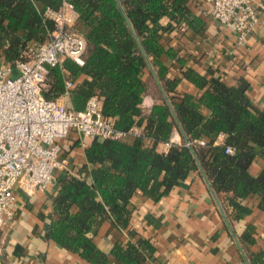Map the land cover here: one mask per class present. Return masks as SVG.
<instances>
[{
  "label": "trees",
  "instance_id": "16d2710c",
  "mask_svg": "<svg viewBox=\"0 0 264 264\" xmlns=\"http://www.w3.org/2000/svg\"><path fill=\"white\" fill-rule=\"evenodd\" d=\"M62 1L0 0V58H28L55 28L47 10L59 9ZM70 1L86 37L85 64L63 57V66L51 67L47 74L44 96L57 98L73 77L72 108L83 110L87 99L98 94L104 114L114 117L118 128L143 124L145 131L133 141L126 137L89 142L84 148L87 162L76 174L59 177L50 237L94 264H112L111 256L124 264H145L155 249L149 238L130 229L128 240L117 239L105 250L95 235L106 221L128 229L135 196L166 194L193 171L203 174L218 195L233 192L227 195L236 211L249 210L240 199L251 193L260 194L264 206V168L258 174L249 171L255 157L264 156V108L253 103L250 82L241 78L238 84L230 83L212 68L205 74L182 48L163 40L184 23L200 30L201 19L188 0ZM164 54L177 57L181 75H167ZM147 69L155 73L159 86L151 87L144 77ZM183 78L197 87L196 93L177 89ZM150 90L161 102L146 112L142 101ZM175 129L183 142L166 152L158 150ZM221 132L226 141L212 145ZM196 137L209 142L186 144L187 138ZM227 145L234 146L235 153L226 152Z\"/></svg>",
  "mask_w": 264,
  "mask_h": 264
},
{
  "label": "crops",
  "instance_id": "0c3cea01",
  "mask_svg": "<svg viewBox=\"0 0 264 264\" xmlns=\"http://www.w3.org/2000/svg\"><path fill=\"white\" fill-rule=\"evenodd\" d=\"M254 1L264 5V0ZM188 5L201 19L200 30L194 31L184 23L182 28L176 27L163 40L171 42L176 49L182 48L186 58L196 60V65L205 74L212 68L216 75L233 84L246 78L250 82L248 92L253 103L264 108V8L260 9L256 28L240 44L233 31L211 16L206 0H188ZM167 21V17L162 18L163 23ZM162 59L169 66L168 76L182 74L176 56L164 54ZM144 77L151 87L159 86L151 70L147 69ZM177 89L197 92V87L185 78ZM145 94L152 107L161 102V97L153 91ZM57 98L72 106L70 92L68 95L64 92ZM141 126L144 127L143 124ZM135 136L129 135L126 139L133 141ZM226 137L221 132L211 143L221 145ZM198 138L206 141L200 145L209 142L206 137ZM173 139L183 142L178 129L173 131L169 140L158 145V150L168 151L172 145L166 143ZM61 141L64 154L77 173L80 165L87 162L86 146L81 144L76 132H71ZM263 168L264 156L258 155L249 171L258 174ZM62 174L57 170L54 182L33 196L18 192L15 219L9 226L5 249L0 252V264H94L50 237L53 199ZM227 194L231 196L233 192L218 195L203 174L193 171L183 183L166 194L159 197L135 196L128 229L119 230L106 221L94 239L100 247L109 250L117 239L128 240L130 229L134 230L137 236L141 234L149 238L155 247L145 264H264V206L260 204L261 195L251 193L243 197L240 202L249 210L236 211ZM111 260L112 264H124L113 256Z\"/></svg>",
  "mask_w": 264,
  "mask_h": 264
},
{
  "label": "built area",
  "instance_id": "2783aa9c",
  "mask_svg": "<svg viewBox=\"0 0 264 264\" xmlns=\"http://www.w3.org/2000/svg\"><path fill=\"white\" fill-rule=\"evenodd\" d=\"M208 12L235 33L243 43L260 21L261 7L254 0H206ZM55 21L50 36L26 59L0 64V252L5 249L9 226L14 222L18 192L33 196L45 190L56 178V171L76 174L64 154L62 139L76 132L83 146L93 139H124L143 135L144 127L124 130L103 112L98 94L91 95L83 110L77 111L58 98L43 94L51 67L63 66V57L85 64L86 37L78 28V14L70 0L59 9H48ZM73 80H66L68 95ZM144 94L142 106L150 111L152 103ZM168 141L173 145L177 140ZM202 138H187V145L205 144ZM225 151L235 153L227 145Z\"/></svg>",
  "mask_w": 264,
  "mask_h": 264
},
{
  "label": "rangeland",
  "instance_id": "374dc122",
  "mask_svg": "<svg viewBox=\"0 0 264 264\" xmlns=\"http://www.w3.org/2000/svg\"><path fill=\"white\" fill-rule=\"evenodd\" d=\"M0 64H1V60H0Z\"/></svg>",
  "mask_w": 264,
  "mask_h": 264
}]
</instances>
